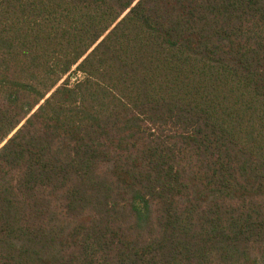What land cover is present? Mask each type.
Wrapping results in <instances>:
<instances>
[{
	"label": "trees",
	"instance_id": "1",
	"mask_svg": "<svg viewBox=\"0 0 264 264\" xmlns=\"http://www.w3.org/2000/svg\"><path fill=\"white\" fill-rule=\"evenodd\" d=\"M0 264H264V0H0Z\"/></svg>",
	"mask_w": 264,
	"mask_h": 264
},
{
	"label": "rangeland",
	"instance_id": "2",
	"mask_svg": "<svg viewBox=\"0 0 264 264\" xmlns=\"http://www.w3.org/2000/svg\"><path fill=\"white\" fill-rule=\"evenodd\" d=\"M76 78H80V75H77V76L72 75V77H71V82H73Z\"/></svg>",
	"mask_w": 264,
	"mask_h": 264
}]
</instances>
